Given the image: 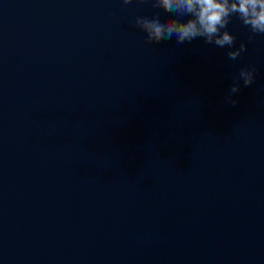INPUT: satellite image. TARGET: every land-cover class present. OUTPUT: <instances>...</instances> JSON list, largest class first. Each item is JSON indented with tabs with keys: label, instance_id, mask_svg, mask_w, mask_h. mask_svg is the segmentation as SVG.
Segmentation results:
<instances>
[{
	"label": "water",
	"instance_id": "95a60500",
	"mask_svg": "<svg viewBox=\"0 0 264 264\" xmlns=\"http://www.w3.org/2000/svg\"><path fill=\"white\" fill-rule=\"evenodd\" d=\"M155 10L0 0V264H264V35L150 44Z\"/></svg>",
	"mask_w": 264,
	"mask_h": 264
},
{
	"label": "clouds",
	"instance_id": "9594fccd",
	"mask_svg": "<svg viewBox=\"0 0 264 264\" xmlns=\"http://www.w3.org/2000/svg\"><path fill=\"white\" fill-rule=\"evenodd\" d=\"M133 0H123V4H131ZM144 3L145 0H138ZM153 9L148 16L136 17L135 27L145 34L147 43H158L175 38L178 45L203 38L205 43L217 47L227 46L229 59L237 60L246 45L241 42L234 47L236 37L228 30L233 16L250 29L254 34L264 35V0H151ZM159 9L171 15H163ZM255 69L241 67L235 78L226 102L235 105L234 93L240 90V81L245 86L254 82Z\"/></svg>",
	"mask_w": 264,
	"mask_h": 264
}]
</instances>
